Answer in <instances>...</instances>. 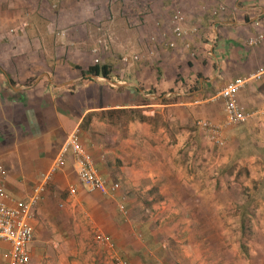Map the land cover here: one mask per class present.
Returning a JSON list of instances; mask_svg holds the SVG:
<instances>
[{
	"label": "crops",
	"instance_id": "crops-1",
	"mask_svg": "<svg viewBox=\"0 0 264 264\" xmlns=\"http://www.w3.org/2000/svg\"><path fill=\"white\" fill-rule=\"evenodd\" d=\"M146 3L152 6L153 1ZM115 4L113 0H0V25L5 27L0 41V54L5 55L0 58V167L5 174L0 173V186L9 196L7 201L25 203L31 198L73 131L98 175L108 186L119 184L109 194L88 190L77 179L73 156L66 153L31 207L30 264H85L91 225L117 241L122 226L115 219L114 195L122 182L134 193L143 188L137 186L138 179L159 183L167 178L165 146L151 140L157 136L150 131L166 128L164 116L173 121L168 126L176 125L180 132H188L193 121L223 123L219 92L243 78L236 98L249 117L245 123L221 128L223 145L231 127L236 136L258 121L264 123V41L252 47L246 44L250 37L264 35V0H177V11L185 17L182 36L175 39L171 31L173 13L166 24L149 14L141 26L146 29L145 43L147 36L149 41L150 36L157 39L152 46L148 42L154 50L140 46L138 59L127 62L120 57L130 41L116 43L125 46L117 48L111 42L118 29L112 23L101 26L103 14L110 18L108 8ZM11 28L15 31L8 33ZM97 35L101 44L94 43ZM169 40L175 42L171 50L165 46ZM165 52L175 55L171 64ZM95 60L110 65L109 78L87 72ZM133 63H139L140 70L128 72ZM123 66L128 75L119 74ZM148 67L155 68L156 75L141 79ZM164 67L175 70L172 78L162 76ZM176 85L177 91L159 95ZM134 108L149 120H127L117 112L110 116L115 110ZM148 150L153 152L154 167L148 165L151 158H143ZM9 247L0 239V264L8 260Z\"/></svg>",
	"mask_w": 264,
	"mask_h": 264
},
{
	"label": "rangeland",
	"instance_id": "rangeland-1",
	"mask_svg": "<svg viewBox=\"0 0 264 264\" xmlns=\"http://www.w3.org/2000/svg\"><path fill=\"white\" fill-rule=\"evenodd\" d=\"M113 1L116 4L111 10L108 8L110 18L104 13L101 26L112 23L118 29L112 45L130 41L126 49L116 45L125 49L122 55L139 54L140 46L154 50L147 47L148 42L152 46L157 39L150 36V42L147 36L145 43L142 18L150 14L166 24L169 15L177 11V0H151L152 6L145 4L148 0ZM4 28L2 23L3 37ZM99 36L94 37V43L101 44L97 42L102 41ZM165 54L171 64L175 55ZM0 58L5 59V55L0 54ZM124 68L119 74L124 71L128 75L141 66L133 63L128 72ZM164 69L162 76L166 80L172 78L175 70ZM154 70L144 69L141 79L151 78ZM173 90L177 91V85ZM162 122L167 129L150 131L157 136L151 140L158 139L165 146L163 168L167 178L159 183L138 179L137 186L143 188L134 193H129L122 182L119 193L114 195L115 219L121 223V233L117 241L104 233L113 244L109 249L97 242V234L102 233L97 226L87 227L85 264H116L115 257L127 264H264V123L258 121L236 136V129L231 127L225 144L218 146L194 121L188 132H180L176 125L170 128L169 122L173 121L167 115ZM152 155V150H148L143 156L145 161L151 158L149 167H154ZM244 205L248 211L243 219ZM136 251L140 255H135Z\"/></svg>",
	"mask_w": 264,
	"mask_h": 264
},
{
	"label": "built area",
	"instance_id": "built-area-1",
	"mask_svg": "<svg viewBox=\"0 0 264 264\" xmlns=\"http://www.w3.org/2000/svg\"><path fill=\"white\" fill-rule=\"evenodd\" d=\"M185 17L180 11H175L170 18V27L174 38H179L184 33L181 28V23ZM22 26H25L23 23ZM13 28L9 29L8 33H13ZM2 35L0 34V41ZM264 41V35L258 34L250 37L247 40L248 46H256ZM100 42V40H99ZM165 46L172 48L175 46L174 40H169L165 43ZM95 48L93 51L95 52ZM122 61L127 62L129 60H137V55L129 56L123 55ZM97 60H95L96 62ZM245 79L237 78L234 81L227 84L219 92V96L223 99L224 109V121L223 123H212L210 121L201 120L197 124L205 129L211 140L218 146L223 145V140L220 135L222 127H229L234 124L242 123L247 120L249 115L244 113L242 107L237 102V93L243 87ZM66 153H71L74 163L76 164V175L80 184L87 187L90 191H97L101 194H109L115 192L119 187L118 183H113L110 186L98 175L97 170L93 164L91 156L87 153L79 140V134L77 131L71 132L64 144V147L60 154L56 157L53 166L48 174L45 175V181L41 187L36 188L34 194L25 203H9L7 199L8 195L5 194L0 186V239L7 241L10 245L8 249V260L5 264H30V256L27 250V245L32 239V226L30 220L32 217L31 207L36 199L39 197V192L51 177V174L58 169L65 160ZM0 173L3 175L5 171L0 167ZM72 191L74 188L71 189ZM120 209L124 207L121 204ZM97 241L107 246L109 249L113 248L112 242H110L105 235L98 233L96 237ZM114 258V257H113ZM116 264H127L121 258L115 257Z\"/></svg>",
	"mask_w": 264,
	"mask_h": 264
},
{
	"label": "trees",
	"instance_id": "trees-1",
	"mask_svg": "<svg viewBox=\"0 0 264 264\" xmlns=\"http://www.w3.org/2000/svg\"><path fill=\"white\" fill-rule=\"evenodd\" d=\"M109 66L110 65L107 62L92 63L91 65H89V67L87 69V72L92 74V75H95V76H101V77L109 78L110 77V72H111V69H110ZM169 91H174L173 87H171L170 89H168V90H166L164 92H161L159 95L161 96L164 93L169 92ZM174 98H175V96H174ZM162 100L170 101V98H163ZM144 101H146V98H144ZM115 112H117V114L125 115V119H127V120H129V119L130 120H134L136 118L141 120V121L149 120L148 117H146V116L141 114L140 110L135 109V108L134 109H127V110L126 109L115 110V111L110 113L111 114L110 116H112ZM88 118L89 117H87V119ZM116 118H119L118 115H116ZM247 211H248L247 206L244 205L241 208V214H242V218L243 219L245 218V215L247 214Z\"/></svg>",
	"mask_w": 264,
	"mask_h": 264
}]
</instances>
